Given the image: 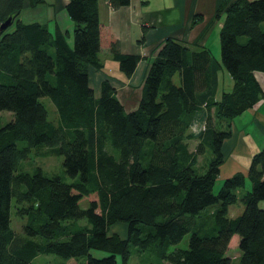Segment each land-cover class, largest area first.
Masks as SVG:
<instances>
[{
  "label": "trees",
  "instance_id": "obj_1",
  "mask_svg": "<svg viewBox=\"0 0 264 264\" xmlns=\"http://www.w3.org/2000/svg\"><path fill=\"white\" fill-rule=\"evenodd\" d=\"M42 2L30 0L31 6ZM127 4L107 0L111 9ZM22 10L23 0H0V25L11 19L0 31V112L12 117L0 128V264H33L38 255L127 264L131 251L145 253L147 264H230L225 253L233 235L237 264H264V147L251 155L245 175L225 178L212 193L231 121L262 97L255 74H264V0H223L216 8L219 61L206 49L166 38L131 112L107 80L98 97L88 83V67L101 68L100 48H108L125 79L139 61L119 52L99 21L98 0H68L71 46L67 33L23 22ZM200 19L194 15L190 26ZM219 70L232 86L217 96ZM42 98L54 105L55 122ZM200 111L202 132L189 151L187 130ZM43 147L37 154L62 156L70 182L47 177L39 167L21 170L31 150ZM207 151L209 161L199 173L197 157ZM245 179L250 189L242 192ZM236 203L241 213L228 218ZM14 207L27 220L22 235L11 228ZM211 207L207 233L192 232L185 249L168 251ZM118 223L125 225L124 238L108 232ZM93 251L105 256L96 258Z\"/></svg>",
  "mask_w": 264,
  "mask_h": 264
},
{
  "label": "crops",
  "instance_id": "obj_2",
  "mask_svg": "<svg viewBox=\"0 0 264 264\" xmlns=\"http://www.w3.org/2000/svg\"><path fill=\"white\" fill-rule=\"evenodd\" d=\"M222 1L128 0L126 6L111 9L107 5V0H98L99 21L106 27L108 35L117 41L119 52L124 55H136L139 57V61L132 74L125 79L118 71L116 62L111 59L108 48H100L98 59L101 68L96 70L93 67H88V83L95 96L99 95L101 81L107 80L114 89L115 97L123 110L125 112L135 110L140 100L143 79L150 61L156 56L166 38L181 41L190 50L206 49L211 52L210 38L215 30L219 31L221 26V21H215L213 15ZM67 3L68 0H43L42 3L31 6L30 0H23L21 15L26 12L32 20L25 23L38 22L45 24L50 32L57 29L61 33H67V42L71 46L73 24L65 10ZM21 15L20 19L22 20ZM194 15H200L201 19L194 26H190ZM220 71L222 70H219L216 76V94L219 88L218 75L221 73ZM258 76L264 77V74H255L259 83ZM262 94L264 96L263 90ZM236 118L243 119V121L239 122L237 129L231 130L229 138L222 141L220 150L224 145L231 144L232 148L236 146L237 151L242 152L244 158L248 160L252 154L264 147V100L258 106L253 105ZM249 122H255L259 132L252 137L251 144L248 146L244 144L243 140L248 135ZM235 173L245 175L246 171L241 169ZM234 205L228 207L227 213ZM240 211L241 208L237 207L233 214H239ZM119 237L124 238L125 234ZM235 237L237 236L233 235L230 238L228 245L233 242V247H235L234 243L237 247L238 238L235 242ZM236 256L238 258V255Z\"/></svg>",
  "mask_w": 264,
  "mask_h": 264
},
{
  "label": "rangeland",
  "instance_id": "obj_3",
  "mask_svg": "<svg viewBox=\"0 0 264 264\" xmlns=\"http://www.w3.org/2000/svg\"><path fill=\"white\" fill-rule=\"evenodd\" d=\"M22 14L23 15L21 16L24 22L32 21L30 20L29 15H27L26 12L25 13L23 12ZM71 42H72V37H71ZM209 45H210V51H211L210 53L213 59L219 61L218 32L216 30L214 31V34H212L210 38ZM220 72L221 73H219L218 75L219 76V88L217 90V96H219V94L222 91H229L232 86V81L230 77L227 75V73L224 70ZM258 79H259L261 88L264 92V77L258 76ZM174 82H176L175 78H174ZM263 98L264 96L262 94V97H260L258 101L254 104L255 107L258 106L260 103H262V101L264 100ZM41 102L43 103V105L46 107L48 111L49 120L55 122V117L57 118V113H56V109L54 105L52 104V102L48 98H42ZM11 119L12 117L9 112H6V111L0 112V128L3 127L6 123H8ZM203 119H204V113L203 111H200L194 115V118L192 119V123L189 125L187 134H189L190 139L186 141L187 148L189 151H193L195 145L198 142V136L202 132ZM238 120L239 118H234L231 121V124H230L231 130L234 128L237 129L239 126V122H241V120L243 121V119H240L239 121ZM247 130L246 131L248 135L247 137H245L243 141H244V144L249 146L251 144L250 142H251L252 137L255 136L259 131L255 125V122H249V125L247 126ZM17 146L21 148V147L26 146V143L17 142ZM231 146H232L231 144H226L224 145L223 149L220 150L222 153V163L219 166V173L215 180L214 186L212 188L213 194L217 192V190L219 189V187L221 186L225 178L230 177L233 174H235V171H238L241 169H245L246 171L249 165L250 158L246 160V158H244L243 153L242 152L240 153L237 151L236 146H234V148H232ZM45 150H46L45 147L38 148V149L33 148L31 150L30 158L26 162H23L21 164V170L28 172V173H33L34 169L39 167L41 168V170L47 177H52L54 175H57L61 177L65 182H70L71 180L63 172L62 156H58V155L44 156L43 154H42L43 156L39 155ZM209 156L210 154L207 151L205 154L197 157V161L195 165L197 172L202 173L205 171L207 162L209 161V158H210ZM249 189H250V184L248 180L245 179L244 189L242 190V192L249 191ZM86 206H87V202H83L81 204L82 208H85ZM237 207H240L242 211L241 204L236 203L227 213L228 218L236 217L241 213L240 211L239 214H233ZM259 207L264 209V201L259 203ZM213 211H214V207H211L205 210L200 215V217L196 219L195 229H192L189 233L185 234L182 237V239L179 241V243H177L176 245L169 246L168 251H171L175 248L185 249L187 247L188 238L192 232L197 233V235L199 236L205 235L208 229L212 226L211 212ZM26 221H27L26 218H21L17 215L16 208L14 207L11 211V228L17 235H22V228L26 224ZM108 232L110 234L114 233L119 236H122L125 234V225L122 223L115 224L114 226L109 228ZM235 238H236L235 242H237V237ZM232 244L233 242L228 245L229 249L226 251V257L230 259V264H237L236 255H239V252L237 250L236 244L234 243L235 247H233ZM92 254L96 258L105 256L104 253L96 252V251H93ZM149 259L150 258L145 253H135L134 251H131V255H130V258L127 264H147V263H150ZM62 263L64 264H83L84 259H78V260L70 259L64 262L62 261L61 258H59L56 255H38L37 257L33 259V264H62ZM116 264H120V262L117 261ZM164 264H168V263H164Z\"/></svg>",
  "mask_w": 264,
  "mask_h": 264
},
{
  "label": "water",
  "instance_id": "obj_4",
  "mask_svg": "<svg viewBox=\"0 0 264 264\" xmlns=\"http://www.w3.org/2000/svg\"><path fill=\"white\" fill-rule=\"evenodd\" d=\"M11 25V19L7 20L6 22L2 23L0 25V31L5 30L6 28H8Z\"/></svg>",
  "mask_w": 264,
  "mask_h": 264
},
{
  "label": "built area",
  "instance_id": "obj_5",
  "mask_svg": "<svg viewBox=\"0 0 264 264\" xmlns=\"http://www.w3.org/2000/svg\"><path fill=\"white\" fill-rule=\"evenodd\" d=\"M262 91V90H261Z\"/></svg>",
  "mask_w": 264,
  "mask_h": 264
}]
</instances>
